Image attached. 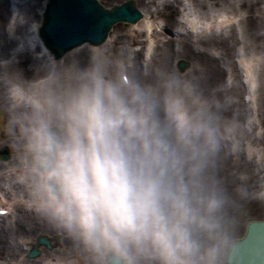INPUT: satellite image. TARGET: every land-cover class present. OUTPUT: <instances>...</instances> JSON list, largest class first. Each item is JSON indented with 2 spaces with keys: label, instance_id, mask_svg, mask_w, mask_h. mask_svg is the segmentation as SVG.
<instances>
[{
  "label": "clouds",
  "instance_id": "obj_1",
  "mask_svg": "<svg viewBox=\"0 0 264 264\" xmlns=\"http://www.w3.org/2000/svg\"><path fill=\"white\" fill-rule=\"evenodd\" d=\"M103 50L0 61V180L70 241V264H231L247 177L230 172L244 123L204 69L142 74Z\"/></svg>",
  "mask_w": 264,
  "mask_h": 264
},
{
  "label": "bare ground",
  "instance_id": "obj_2",
  "mask_svg": "<svg viewBox=\"0 0 264 264\" xmlns=\"http://www.w3.org/2000/svg\"><path fill=\"white\" fill-rule=\"evenodd\" d=\"M44 1L40 2L37 6V8L31 12L29 15H27L28 23L22 24V18H20V11H13L11 13L16 14V19H21L19 22H15V27H12V23H9L10 14L7 13L9 11L8 6V0H0V50L1 55L0 58L4 56L3 53H5L8 49H10L14 45V50L12 53L10 52L7 57L14 56V61L12 64L6 65V67L10 71H20L23 76L25 77H31L33 75L34 68L41 62V60L44 59V57L37 59L34 57L33 54L28 52H22L20 55L16 54V48L20 46V44H26L28 41L32 42L37 38V29L40 26L41 21V13L44 8ZM106 2H109L110 5L112 4H119L122 3L125 0H105ZM134 5L137 7V9L142 13H150L149 10V0H132ZM213 4H219L227 2L228 0H211ZM259 0H240V9L245 11L247 13L246 19L243 21L244 29L246 34L249 36V38L257 44L261 42L262 35L259 33V29L261 27V21L263 24V20L261 17H256L253 15L254 12L258 11L259 6ZM165 13L166 17L172 18L174 11V6L170 3L165 4ZM31 22V25L29 28H26V36L22 39H11V42L9 43L7 41V36L4 29L7 28L10 32H14L16 36L18 37L20 31L23 30V28L27 27ZM141 22V21H140ZM169 22V23H168ZM166 26L171 24V20H168ZM138 27L141 26V23L136 24ZM117 26V27H116ZM115 29L111 31V33L115 30V38L113 39L112 43L109 44L108 41H106L104 44L95 46L90 45L86 43L81 49L73 50L68 53H66L62 58H76L81 60L82 62L87 61L89 56L94 53L97 50H101L105 48V52L114 56V57H121L124 58L126 55V50L123 48L127 43L134 42V40H131L128 38L127 33H124V26L123 25H116ZM132 25H130L131 27ZM259 26V28H258ZM13 28L15 30H13ZM168 29V28H167ZM29 31V32H27ZM131 29L129 30V32ZM6 33V34H5ZM111 35L108 39H110ZM206 46H212L214 48L221 49L222 54L224 55L225 59H229L231 53H232V47L229 45L228 40H226L223 37L220 38H210L206 40L205 42H202L201 45ZM157 54L155 55L154 59L150 63L147 70H152L157 67H164L167 69H174L173 62L175 60H186L190 63L191 69L200 67L204 69V75L207 79V83L209 85H221L222 89L226 91L229 95H231L234 98H238L239 92L241 91L238 86H233L231 88L224 87V84L221 83L224 76V70L223 65L221 62L222 58H216L215 56L211 55L210 53L204 51L200 52L199 50H195L194 47L191 46L190 43H183L180 47V50L176 51L173 47L172 41L167 40L165 44L157 49ZM39 52V49L36 48V50L33 52L34 54ZM6 57V58H7ZM139 55L137 56V58ZM60 58V59H62ZM136 58V59H137ZM1 60V59H0ZM59 60V59H57ZM224 62V60H223ZM246 70L250 73V68L246 65ZM131 71L136 72L137 74H142L144 71L141 70L138 64H136ZM146 71V70H145ZM224 81V80H223ZM4 94L5 89L0 86V109H3L5 100H4ZM261 121L264 126V87L261 88ZM236 101V102H235ZM233 103V110L234 112L240 117V119L243 117V108L244 104L241 101L235 100ZM260 104V100H259ZM2 120V119H1ZM5 146L10 152L11 149L9 147L8 139L2 137L0 138V146ZM2 161V160H1ZM0 161V170L3 169L4 164ZM10 160H8L9 162ZM237 161V160H236ZM233 164L232 159L230 158L227 162V167L230 172H233V169H236L237 162ZM248 170V168H246ZM237 173H239L237 170H235ZM260 172H264L260 171ZM249 175L247 176V187L248 190H250L254 185L253 180V174L248 171L245 172ZM250 203L255 205L256 208L253 210H250V212L256 213L250 215H255L259 217H264V205L260 206L256 201L249 199ZM242 214H244V208H242L241 211ZM243 231H241V228L236 231V237H241ZM40 236H47L51 237L50 242L55 243L57 248H54V252H58L60 255H73L75 256V253L72 250L70 241L66 240L64 237L59 235L57 232L52 230L43 220H41L36 215L31 214H24V212L21 213V215L13 221V223L6 228L1 227L0 228V258H4L5 256H13L16 249H18V246L13 245L12 242L15 241L16 238L24 239V241L29 240L30 244L33 245V241L40 237ZM41 252H47V249L43 247L38 248ZM52 252L53 250H49ZM46 255H51L50 253H46ZM22 264H39V263H22Z\"/></svg>",
  "mask_w": 264,
  "mask_h": 264
},
{
  "label": "rangeland",
  "instance_id": "obj_3",
  "mask_svg": "<svg viewBox=\"0 0 264 264\" xmlns=\"http://www.w3.org/2000/svg\"><path fill=\"white\" fill-rule=\"evenodd\" d=\"M39 0H25V3L23 2V4L19 3L18 8L20 9V11L22 12L23 16H27L29 15L31 12H33V8H35V6L37 5ZM154 1L153 3L149 4V7L151 10H155V8L157 7V9H161V3L163 1L166 0H152ZM151 1V2H152ZM174 1H168V3L174 4ZM262 4L260 5L262 8H264V0H261ZM102 3L105 4L106 6H110L108 5V2L102 0ZM236 3L238 5V1L237 0H228L227 2L224 3H220L219 5H214L213 2L211 0H179V2L175 1V5L177 7H183L186 6L189 10V12L196 16V17H207L212 15L213 13H215L216 11H218L217 9H225L228 11H235V7H236ZM237 12V11H236ZM263 12V11H262ZM240 16V21L238 23V26L236 27V30H232L228 33H226L228 36L226 37H230V36H234V38L232 37V41H230V46L233 48L232 49V53L229 57V59H225L224 55L223 56V66H224V70L227 71L228 69H231V67L229 68V66L231 65V63H233V59L237 58V55L239 54V52L241 51L242 55H248V56H252L254 58H256L257 60V65H256V73L258 76V83L263 85L264 84V13H261L262 16V20H263V24H261V27L259 29L260 34L262 35V40L260 43H258V46H256L257 44H255L250 38L249 36L246 34L245 29H244V24L242 22L243 17H244V13L243 12H237ZM258 14H260V12H258ZM263 26V28H262ZM259 28V26H258ZM193 40H198L195 38H192ZM237 43V44H236ZM195 47H198V41L193 43ZM236 44V45H235ZM178 45V44H177ZM176 45V47H177ZM209 49V48H208ZM214 51V50H213ZM217 54V51H214ZM181 61V60H180ZM184 61V60H182ZM186 62V61H184ZM187 63V62H186ZM177 71L181 72V73H185L187 72V70H189V64L187 63V66L185 69L181 70L178 67V61L174 63ZM225 86H228L227 88H231V85H235L238 87H241V83H240V79H238L237 81L232 80L227 84H224ZM260 86V85H259ZM264 86V85H263ZM262 86V87H263ZM260 90L258 91V93H260ZM240 94V92H239ZM259 95V94H258ZM233 101L237 100L236 98L232 97ZM241 101V99H239ZM259 105L261 107V99H260V104H258V111H259ZM245 110L248 112V109L245 107ZM261 110V109H260ZM261 118V116H260ZM242 120V119H241ZM244 123H245V119H244ZM245 128V133L244 136L242 138L240 147L238 149V153L237 155L240 156L241 159H232L233 164L235 163V161L237 162V166L236 169H233V172H236L235 170H237L239 173H243L244 172H248L250 171L251 173H253V180L256 179V174L262 170V168H264V134L261 137H257L256 136V132L254 131V126H250L248 124L244 125ZM262 130L264 131V128L262 126ZM8 138V137H7ZM247 140H252L254 142H256L255 144H257L258 148L261 149V151L263 152V156L262 159L260 160H255L256 158L253 155H250L246 150H245V143L247 142ZM10 156H12V152L10 153ZM234 158V157H233ZM248 168V170L246 169ZM249 174H246V177ZM2 185L4 187H6L8 189V187H11L12 189H16L13 188V186L6 181H1ZM259 183V182H258ZM5 188V189H6ZM242 208H244V214H240L239 217V221H238V229L242 228L244 225V222L249 218H256L259 216H255V215H250V213L252 214H256L253 212H250V210H253L256 208L255 205L251 204L249 201V197L244 201ZM72 259L74 257H71ZM0 264H17L14 260H0Z\"/></svg>",
  "mask_w": 264,
  "mask_h": 264
},
{
  "label": "water",
  "instance_id": "obj_4",
  "mask_svg": "<svg viewBox=\"0 0 264 264\" xmlns=\"http://www.w3.org/2000/svg\"><path fill=\"white\" fill-rule=\"evenodd\" d=\"M72 3V4H71ZM76 3L77 0H55L54 5L51 7L49 14L47 15V19H45V27L42 29V35L47 37L50 41L49 44L53 46L56 50L57 54L59 55L63 50H66L68 47L73 46L80 41L85 40V37L82 36V32L85 31V34L89 37L98 40L100 35L98 32H101L102 25L99 26V20H102L104 16L98 15L97 20H93L95 28L98 32H92L89 28H91L92 22L90 21L89 17L91 16L89 12L87 13V17L77 20L75 18L76 12ZM84 7L91 9L92 11L100 12L99 7L95 4L89 3L88 0H84L81 3ZM72 6V9L67 11L68 6ZM130 4H126L121 8L114 7L111 11L113 17H118L119 14L130 16L129 10ZM56 10V11H54ZM116 11V12H115ZM82 12V11H81ZM96 19V18H95ZM103 22V21H102ZM74 37H73V36ZM87 37V39H89ZM58 40H57V39ZM97 42V41H93ZM234 242L233 248L235 247ZM258 249L255 251L256 259L252 260L251 256L246 258V261L241 262L240 264H264V247L259 246ZM232 261V256H231Z\"/></svg>",
  "mask_w": 264,
  "mask_h": 264
}]
</instances>
